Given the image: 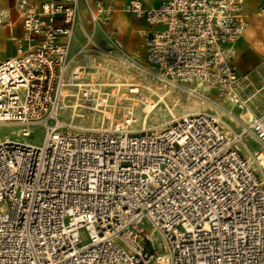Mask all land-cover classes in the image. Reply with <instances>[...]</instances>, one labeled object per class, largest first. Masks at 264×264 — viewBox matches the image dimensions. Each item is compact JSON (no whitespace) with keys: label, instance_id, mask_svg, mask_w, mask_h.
<instances>
[{"label":"built area","instance_id":"built-area-1","mask_svg":"<svg viewBox=\"0 0 264 264\" xmlns=\"http://www.w3.org/2000/svg\"><path fill=\"white\" fill-rule=\"evenodd\" d=\"M245 2L129 0L141 55L105 29L111 3L12 1L22 35L0 60V122L19 129L0 141V264H264V112L236 64ZM171 88L209 108L146 126L138 109ZM218 97L244 112L237 126Z\"/></svg>","mask_w":264,"mask_h":264},{"label":"rangeland","instance_id":"rangeland-1","mask_svg":"<svg viewBox=\"0 0 264 264\" xmlns=\"http://www.w3.org/2000/svg\"><path fill=\"white\" fill-rule=\"evenodd\" d=\"M126 0H116L115 1V13H114V20L116 17V14H118L120 11L118 8L122 7L123 3ZM261 0H256L254 4L251 5V7L245 8V14L247 21L249 23L248 28L253 24H262L264 27V18L263 16L260 15L258 5ZM258 16H253L252 15H257ZM128 18H131L133 21L135 20V17L133 15H129ZM114 20L111 22L110 25L104 26L106 30H110V34L113 33V30L116 32L115 35L119 38H122L125 42H129L130 39L133 40H138L139 43H141L142 39L141 37L137 34V27L134 29V35L128 34L126 35L125 33H122L118 26L116 25V22L114 23ZM117 27V30H116ZM247 28V30H248ZM133 32V31H132ZM131 35V36H129ZM243 39V38H242ZM242 41V40H241ZM238 43V57L236 59V64L238 67V70L240 74L244 73H250L249 76L252 77V79L249 80V82L246 84L244 83V95L246 97H249L248 102H247V107L250 108L251 110H255L257 112H264V51L263 52H258L254 48H247L243 52H241L247 45H245L243 42ZM254 44L258 43H264V37L263 36H258L256 39L253 41ZM13 46V43L10 44ZM139 45L134 46V49L140 50V53H143V48L139 47ZM241 52V53H240ZM6 54V53H5ZM9 54V53H8ZM106 82L111 81V79H105ZM130 82V80H129ZM114 83V82H111ZM249 84V85H248ZM127 87V86H126ZM124 89V87H122ZM121 88V91L123 89ZM167 88L164 91H156L159 93L161 96H163V93L166 92ZM170 91L164 96V101H159L158 105L150 111L149 113H146L142 110V108L138 109V114L140 116V119H146L147 123L146 126L153 127L156 125H161L175 117H178L182 113L185 112H192V111H197L201 109H208L209 104L205 98L197 93L189 94L188 92H180L177 89H169ZM144 96H148L147 98L149 99H154L155 102L158 101V97H155V95H151L150 93L144 92ZM215 94L212 93V96ZM73 103L72 101L69 102V104ZM222 105L225 106L226 109L229 111H232L235 116H230L234 120V126H237L239 124L238 116L243 117V113L241 110L237 109V107L234 106H226L223 104V101H221ZM169 107H166V106ZM211 106V105H210ZM70 110V109H69ZM147 110V109H146ZM148 111V110H147ZM83 114L85 115V121H82L88 126H96L100 124V122L103 120V114L101 112H93L90 110H82ZM64 117L68 120L70 118L69 111H67L64 114ZM245 117V116H244ZM78 122H81V118L76 119ZM230 120H228L229 122ZM232 123V122H231ZM233 124V123H232ZM19 127L15 125H10V124H5L1 123L0 124V141L5 139L6 136H11V138H15V135L13 133L15 131H18ZM32 132L34 134L32 141L35 144H41L43 139H44V130L40 126H35L32 128Z\"/></svg>","mask_w":264,"mask_h":264},{"label":"crops","instance_id":"crops-1","mask_svg":"<svg viewBox=\"0 0 264 264\" xmlns=\"http://www.w3.org/2000/svg\"><path fill=\"white\" fill-rule=\"evenodd\" d=\"M12 1L13 0H0V10H5V12H7V13H9V15H10V18H11V23L9 24V25H6V24H4V23H0V25H3V26H0V46H1V48H0V60H2V59H4V58H6V57H8V56H10V55H13V54H15V51H16V41H15V38L16 37H19V36H21L22 35V25H21V20H20V18H18V16H17V14L13 11V10H11V8H12ZM103 1H105V2H108V3H111L113 6H114V9L116 10V8H115V1L116 0H103ZM129 0H126L124 3H123V5H122V7H120V8H118V10L120 11L118 14H116V17H115V20H114V13H115V10H114V13H113V15H112V21L114 20V23L116 22V19L118 18V16H120V15H126L127 17L129 16V15H133V14H130V13H126L125 11H124V5L128 2ZM159 1H161V0H145V2L147 3V4H152V3H154V2H159ZM247 1L248 0H246V2H245V8H247L246 7V5H247ZM258 1V0H257ZM122 13V14H121ZM125 13V14H124ZM134 16V15H133ZM135 17V16H134ZM111 21V22H112ZM130 22H133V20L130 18ZM134 22L135 23H137V25H135V24H133V26H132V28H131V30L130 31H128V33L126 34V35H128V34H131V35H134L135 33H134V29L137 27V34L139 35V31H140V29H143L144 27H147V24L145 23V21H143V20H141V19H137L136 17H135V20H134ZM116 25L118 26V24H117V22H116ZM118 28L120 29V31L122 32V33H124L123 31H122V29L118 26ZM116 30H117V27H116ZM133 31V32H132ZM131 35H129V36H131ZM83 36H84V34H83V32H82V30L81 29H78L77 30V33H76V40H75V42H74V48H77L78 46H79V44L81 43V41H82V39H83ZM140 36V35H139ZM96 37H97V39L99 40V41H101L102 43H105L106 41H105V38H104V35H103V33L100 31V30H97L96 31ZM141 37V36H140ZM119 38V37H118ZM123 43H124V45H125V47L127 48V50L128 51H130V52H132V53H137V54H141V55H143L144 54V52H145V49H144V46H143V40L141 41V43H139L138 42V40L136 41V40H133V39H130V41L127 43V42H125L122 38H119ZM142 39V38H141ZM242 40V39H241ZM240 40V41H241ZM239 41V42H240ZM238 42V43H239ZM11 43H13V46H11L10 44ZM238 43H237V47H238ZM138 46L139 45V47L141 48H143V53H140V50H136V49H134V46ZM138 47V48H139ZM139 48V49H140ZM247 48H252L250 45H247V47H245L241 52H243L244 50H246ZM240 52V53H241ZM6 53V54H5ZM9 53V54H8Z\"/></svg>","mask_w":264,"mask_h":264},{"label":"bare ground","instance_id":"bare-ground-1","mask_svg":"<svg viewBox=\"0 0 264 264\" xmlns=\"http://www.w3.org/2000/svg\"><path fill=\"white\" fill-rule=\"evenodd\" d=\"M256 2V0H248L247 1V6L248 7H251L252 4H254ZM260 13V12H259ZM122 14V13H121ZM125 14V13H124ZM261 15V14H260ZM253 16H258L257 15H252L251 18ZM116 22L118 24V26L122 29V31L124 33H128V31L131 30L133 24L137 25V23H135L134 21L133 22H130V18H128L126 15H120L118 16V18L116 19ZM249 25V23H248ZM0 26H3V25H0ZM248 28V27H247ZM141 30V29H140ZM258 36H263L264 37V27L262 26V24H257V23H253L249 28L248 30L246 29L245 33L243 34V36L240 38V40L242 39L241 42H243L245 45H250L252 48H254L255 50H257L258 52H263L264 51V43H258V44H254L253 41L254 39H256V37ZM239 40V41H240ZM238 41V42H239ZM1 48V46H0ZM3 60V59H2ZM100 66H103L106 68V66L104 65H100ZM98 66V67H100ZM150 98V97H149ZM160 102L161 101H164V97H161V99L159 100ZM221 101H223V104L230 107L232 104L227 101L224 97H218V102L221 103ZM222 104V103H221ZM70 105V104H69ZM72 105V104H71ZM73 106V105H72ZM151 106L152 104H148L147 105V110L150 112L151 110ZM233 106V105H232ZM166 107H169L168 105ZM225 107V106H224ZM155 109V108H154ZM244 117V115H243ZM1 124V122H0ZM17 131H15L13 133V135H15ZM5 138H11V136H6Z\"/></svg>","mask_w":264,"mask_h":264}]
</instances>
